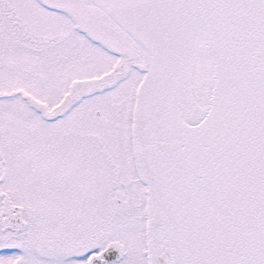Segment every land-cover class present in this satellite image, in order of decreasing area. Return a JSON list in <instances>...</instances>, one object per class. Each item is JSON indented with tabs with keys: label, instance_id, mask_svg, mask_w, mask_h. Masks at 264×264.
Returning <instances> with one entry per match:
<instances>
[{
	"label": "snow or ice",
	"instance_id": "obj_1",
	"mask_svg": "<svg viewBox=\"0 0 264 264\" xmlns=\"http://www.w3.org/2000/svg\"><path fill=\"white\" fill-rule=\"evenodd\" d=\"M0 264H264V0H0Z\"/></svg>",
	"mask_w": 264,
	"mask_h": 264
}]
</instances>
